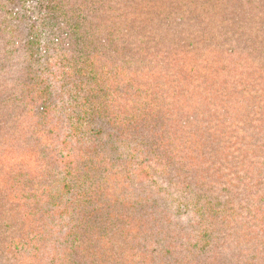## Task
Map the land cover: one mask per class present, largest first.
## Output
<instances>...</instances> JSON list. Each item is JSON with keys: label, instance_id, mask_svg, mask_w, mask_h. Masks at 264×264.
Segmentation results:
<instances>
[{"label": "trees", "instance_id": "16d2710c", "mask_svg": "<svg viewBox=\"0 0 264 264\" xmlns=\"http://www.w3.org/2000/svg\"><path fill=\"white\" fill-rule=\"evenodd\" d=\"M0 264H264V0H0Z\"/></svg>", "mask_w": 264, "mask_h": 264}, {"label": "rangeland", "instance_id": "374dc122", "mask_svg": "<svg viewBox=\"0 0 264 264\" xmlns=\"http://www.w3.org/2000/svg\"><path fill=\"white\" fill-rule=\"evenodd\" d=\"M113 1H114V0H113ZM119 7H120V4H119ZM124 20H125V21H128V17H124ZM120 38L122 39V38H125V37L120 36ZM257 203H259V202H256V204H257Z\"/></svg>", "mask_w": 264, "mask_h": 264}]
</instances>
